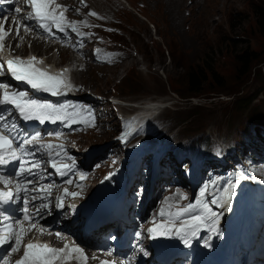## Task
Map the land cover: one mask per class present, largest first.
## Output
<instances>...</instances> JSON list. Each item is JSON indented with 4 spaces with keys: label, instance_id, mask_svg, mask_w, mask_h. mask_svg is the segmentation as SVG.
<instances>
[{
    "label": "rangeland",
    "instance_id": "374dc122",
    "mask_svg": "<svg viewBox=\"0 0 264 264\" xmlns=\"http://www.w3.org/2000/svg\"><path fill=\"white\" fill-rule=\"evenodd\" d=\"M80 2L83 4L84 0ZM88 7L94 16L104 14L110 22L120 26V33L109 35L115 40L112 48L120 49L124 60L113 66H97L88 47L82 50L85 58L82 62L72 57L70 51L48 47L43 42L39 49L34 48L36 42H26L25 48L42 51V55L58 66L68 63L73 67V79L87 91L117 95L133 104L130 107L134 110L150 100L163 102V107L152 113L154 122L150 130L184 143L178 150L160 140L152 158L142 160L153 163L149 169L143 167L147 177L159 171L160 180L169 182L173 177L170 164L177 162L181 185L179 189L169 187L167 196H174L178 204L198 197L203 201L201 192L205 189V193L208 192L210 175L225 171L223 165L216 168L213 159L199 158L198 146L209 137L219 146L222 159H225L224 151L237 145L244 154L249 149L261 154L259 163L263 165L256 173L251 169V175H259L264 180V136L257 138L254 134V141L261 142V147L251 139L238 136L247 125L248 132L254 128L264 133V17L261 15L264 0H91ZM93 31L87 32V36L93 38ZM245 50L258 55L246 74L239 58ZM197 67L209 80L201 95L188 96V72ZM209 71L217 72L222 83ZM123 109L120 113L127 112L128 108ZM112 112L113 117L107 112L103 125L95 130L100 114L95 110V119L91 116L82 131L75 134L80 137L83 149L93 157V160L88 159V153L83 156L85 170L92 174L86 184L88 193L107 176L113 164L127 157V146L114 138V128L121 126V114L117 116L113 109ZM160 120L164 123L159 132ZM239 137L243 139L237 143ZM184 162L188 165L183 172ZM206 163L217 170L201 174L200 168ZM151 181L155 190L153 195L147 196V201L155 198L157 174L151 176ZM136 184L140 191L144 189V182L137 174ZM148 188L147 183L144 192L134 198L143 202ZM182 190H187V194L179 196ZM214 193L212 199L217 196V191ZM132 204L130 200L125 202V208L130 206L128 212L132 211Z\"/></svg>",
    "mask_w": 264,
    "mask_h": 264
},
{
    "label": "snow or ice",
    "instance_id": "6c2138e0",
    "mask_svg": "<svg viewBox=\"0 0 264 264\" xmlns=\"http://www.w3.org/2000/svg\"><path fill=\"white\" fill-rule=\"evenodd\" d=\"M7 2L13 3V0H7ZM28 2L33 11H30L28 15L22 19L37 20L38 26L44 29L48 28V22H52L60 32L65 31V27L63 26V14L57 16L54 11L49 10V5L52 0H28ZM14 11L16 13H20L21 8L16 7ZM92 15H95V13L93 12ZM68 27L71 28L73 32L76 31V28L73 25L70 24ZM10 35L11 29L9 28L5 30L3 25L0 24V41H3ZM33 61H36L35 57H31L28 61H25L20 57H16L14 60H9L7 62V72L10 73L15 80L26 82L34 90L51 93L52 96L63 95L64 90L69 87V84L62 79L47 74L38 67H34ZM37 63H39V61H37ZM4 74V66L0 63V76ZM9 87L10 85L7 83L0 82V89H4L3 96L0 98V108H3V106H11L6 108L4 111H0V128L7 129L9 136H11L12 132H15L16 135L12 136L10 139L9 136L0 134V150H8L7 157L0 152V165H7L13 160L20 159V157L16 155V151L13 147V141H19L21 146L40 143V133L29 135L19 131L18 125L14 119L10 124L5 121V112L9 115L13 112H18L19 117L24 121H38L40 124H44L46 121H50L52 123H56L57 121L77 122L73 119L75 113L68 111L70 107L74 108L75 106L68 105L66 103L57 105L47 101L30 98L29 93L25 91L9 92ZM88 111L90 112V109H88ZM67 126L70 127V123L67 124ZM127 135H129V133L125 132L121 137V140L125 143H127V141L124 140V137ZM46 147L51 149L53 145L49 144ZM27 154L34 156L35 152H28ZM33 167H39V164L33 162ZM51 167L61 176H66L68 172L73 170V167L69 164H64L61 168L57 167L55 162L51 164ZM25 173L32 176L34 179L36 177V173L32 172L31 169L26 168L25 161L21 160L19 171H16L14 174L16 177H20ZM107 178L110 179L111 174ZM0 182L7 186L12 181L10 179H4V173H0ZM66 182L71 184L72 180H67ZM29 183H32V181H29ZM238 184L239 177L236 178V181H230L228 186L223 189L225 195L222 197L212 199L210 202H200L199 210L198 205L194 203L187 204L186 207L178 209L175 213H166L163 209H161L159 213L160 217H167V219L147 230L150 238L156 239L158 237H175L178 238L185 246L191 247V241L198 238V233L202 229L208 231L209 233L217 232V235H219L216 229L219 214L213 211L210 205H218L220 208L226 207L230 204L232 195H234L233 189L237 187ZM22 191H24V189L18 186L17 194ZM64 191L66 195H70L73 198L79 195L77 192L69 193L67 189ZM205 192L206 189L201 192V196H205ZM35 199L36 197H33V201H35ZM12 200L13 193L11 191H0V220L8 222L14 219L15 224H20L21 221L19 218H13L5 215L7 209L3 208V205L8 204ZM55 207L63 209L65 205L62 202H58ZM75 207L76 206L74 204L70 206L71 209H75ZM21 211L23 213L24 221L35 220V217L29 215L27 203L24 204ZM42 211L45 214H50L51 211L50 205L43 202V198L41 204L36 210V215H40ZM177 221H179V226H177ZM205 225H207L206 228L204 227ZM32 226L35 227V223H33ZM0 231L4 232L3 235H0V245H8L11 253L19 252L23 229L17 231L13 224L9 223L6 228L0 227ZM57 235H59V233H57ZM136 235L139 236L140 233L137 232ZM13 241L15 246H12L11 242ZM204 246L210 247V241H205ZM72 251L81 252L82 250L77 247L72 249ZM63 252L64 249L53 248L48 244L29 243L26 250L23 252L22 260L17 261L16 264H53L58 255ZM0 260H4V257H0ZM4 264H7L6 260H4ZM103 264H107V262H103Z\"/></svg>",
    "mask_w": 264,
    "mask_h": 264
},
{
    "label": "bare ground",
    "instance_id": "6f19581e",
    "mask_svg": "<svg viewBox=\"0 0 264 264\" xmlns=\"http://www.w3.org/2000/svg\"><path fill=\"white\" fill-rule=\"evenodd\" d=\"M86 6H88L87 3H85ZM175 6V5H174ZM84 10H86V7H84ZM173 17V16H172ZM172 17H169L172 18ZM177 17V16H176ZM171 21V20H170ZM173 21V20H172ZM178 21V20H177ZM175 22V20L173 21ZM177 23V22H175ZM174 23V24H175ZM173 24V23H171ZM176 25V24H175ZM27 41H29L32 37L31 36H25ZM17 42L18 40L15 39L13 42H12V48H17ZM37 44H35L34 48L36 49H39V47L42 45L41 42H36ZM32 44V43H31ZM20 50L24 51V52H33L34 54H38V55H42V51H35L33 49L31 50H28L26 49L25 47L24 48H20ZM48 63H52L49 61V57H45L44 54L42 55ZM68 65V64H67ZM57 66V64L55 65ZM69 66V65H68ZM71 67V66H70ZM77 72H75L76 74ZM160 104H163V102H160V101H155V100H150L148 101L147 103H145L144 105H142V107H140V111L142 113V115H144L146 118H149V114L150 113H153L154 111L158 110L160 108ZM96 110V109H95ZM109 113V111H108ZM108 113H107V116H108ZM117 119V118H116ZM138 167H139V158L138 157H134L133 158V161L132 162H129L127 164V167L124 169V170H120V168H117L115 169L114 173L111 174L112 176H116L117 177V182L119 183V190L122 194L123 197H126L129 190L131 188H135V180H136V174L138 172ZM126 173H128L129 177H131V181L128 180L126 183L120 178L121 176L122 177H125ZM107 182V179H102L101 181H99L98 183H96V189H98L100 186L102 187H105V188H108L106 185H104L105 183ZM99 191V190H97ZM93 193H96L95 191H93ZM130 206H128L127 208H125V203L123 205V209L128 211ZM262 252H264V250H262Z\"/></svg>",
    "mask_w": 264,
    "mask_h": 264
},
{
    "label": "trees",
    "instance_id": "16d2710c",
    "mask_svg": "<svg viewBox=\"0 0 264 264\" xmlns=\"http://www.w3.org/2000/svg\"><path fill=\"white\" fill-rule=\"evenodd\" d=\"M261 15L264 17V12L261 11ZM127 35L129 36L130 33L127 32ZM240 60L243 63L244 67V73H249L253 67V64L256 60H258V55L254 51L251 50H245L243 54L239 55ZM212 77L216 79L219 83H222L221 78L219 74L215 71L212 73ZM259 74L262 76V73L259 72ZM188 78L190 80V87L188 88V96H199L203 93V87L208 82V77L202 75V70L200 67L197 69L191 68L188 72Z\"/></svg>",
    "mask_w": 264,
    "mask_h": 264
}]
</instances>
